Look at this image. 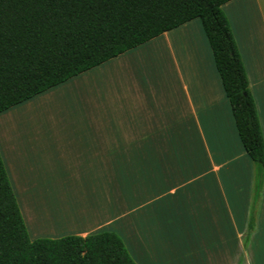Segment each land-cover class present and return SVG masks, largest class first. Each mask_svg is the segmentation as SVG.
<instances>
[{"label": "crops", "instance_id": "obj_1", "mask_svg": "<svg viewBox=\"0 0 264 264\" xmlns=\"http://www.w3.org/2000/svg\"><path fill=\"white\" fill-rule=\"evenodd\" d=\"M221 10L264 140V0ZM37 102L43 129L12 117ZM0 157L31 240L110 231L136 264H264V176L255 200L197 18L0 112Z\"/></svg>", "mask_w": 264, "mask_h": 264}, {"label": "trees", "instance_id": "obj_2", "mask_svg": "<svg viewBox=\"0 0 264 264\" xmlns=\"http://www.w3.org/2000/svg\"><path fill=\"white\" fill-rule=\"evenodd\" d=\"M230 0H0V112L127 50L199 19L234 126L264 176V140L246 73L221 6ZM0 264H136L121 238L28 236L0 157Z\"/></svg>", "mask_w": 264, "mask_h": 264}, {"label": "rangeland", "instance_id": "obj_3", "mask_svg": "<svg viewBox=\"0 0 264 264\" xmlns=\"http://www.w3.org/2000/svg\"><path fill=\"white\" fill-rule=\"evenodd\" d=\"M155 53H135L132 56V61L136 64V66H140L138 64L143 65L144 62L147 63V68L149 71H151L152 74H155L158 69L162 67L160 63H162L160 60H157L154 56ZM141 67V66H140ZM142 68V67H141ZM144 70V69H143ZM148 78H146L144 83L148 82ZM54 109V104H40V103H33L28 106H19L12 111V117H33L37 118V123L40 124L41 128L43 129L44 125L42 124L46 122L47 124L50 122H47L48 119H50L53 116L52 111L50 108ZM45 110V112H44Z\"/></svg>", "mask_w": 264, "mask_h": 264}]
</instances>
